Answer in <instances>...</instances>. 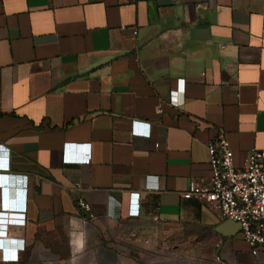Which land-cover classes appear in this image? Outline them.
Listing matches in <instances>:
<instances>
[{"label":"crops","instance_id":"1","mask_svg":"<svg viewBox=\"0 0 264 264\" xmlns=\"http://www.w3.org/2000/svg\"><path fill=\"white\" fill-rule=\"evenodd\" d=\"M220 131L235 167L264 153V0H0V212L26 192L0 261L124 264L167 229L217 264H264L181 198Z\"/></svg>","mask_w":264,"mask_h":264},{"label":"built area","instance_id":"2","mask_svg":"<svg viewBox=\"0 0 264 264\" xmlns=\"http://www.w3.org/2000/svg\"><path fill=\"white\" fill-rule=\"evenodd\" d=\"M136 34L133 31V35ZM206 154L210 172L208 181L191 180L181 198L205 205L223 218L237 223L240 237L249 246L250 254L257 256L259 252L264 253V153L253 151L243 166L235 167L225 134L220 131L208 141ZM65 159L70 163L87 161ZM75 188L79 190V185ZM16 192L23 196V205L17 206L14 201L11 204L6 198V211L0 212V221L20 227L25 224L26 192L21 189ZM75 207L84 214L92 213L90 204L82 195L75 198ZM1 227L4 226H0V238H6L7 232H3ZM216 260L219 261L218 258Z\"/></svg>","mask_w":264,"mask_h":264},{"label":"rangeland","instance_id":"3","mask_svg":"<svg viewBox=\"0 0 264 264\" xmlns=\"http://www.w3.org/2000/svg\"><path fill=\"white\" fill-rule=\"evenodd\" d=\"M163 226V225H161ZM158 236L141 249L131 253L124 264H217L214 258L204 251L209 247V241L202 239L198 244L190 240L185 233L169 235L167 229H160ZM0 264H14L10 261H0Z\"/></svg>","mask_w":264,"mask_h":264},{"label":"clouds","instance_id":"4","mask_svg":"<svg viewBox=\"0 0 264 264\" xmlns=\"http://www.w3.org/2000/svg\"><path fill=\"white\" fill-rule=\"evenodd\" d=\"M83 233L80 234L79 238H77L74 241V244L76 245L75 250L79 251L84 247V239H83Z\"/></svg>","mask_w":264,"mask_h":264},{"label":"water","instance_id":"5","mask_svg":"<svg viewBox=\"0 0 264 264\" xmlns=\"http://www.w3.org/2000/svg\"><path fill=\"white\" fill-rule=\"evenodd\" d=\"M237 224V223H236ZM239 231V225L237 224V232ZM230 236H233V235H230Z\"/></svg>","mask_w":264,"mask_h":264}]
</instances>
